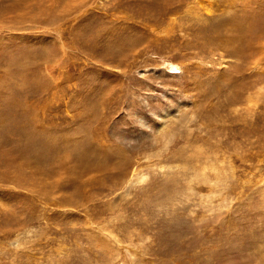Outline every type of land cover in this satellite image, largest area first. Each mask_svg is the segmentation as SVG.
Wrapping results in <instances>:
<instances>
[{"label": "rangeland", "instance_id": "374dc122", "mask_svg": "<svg viewBox=\"0 0 264 264\" xmlns=\"http://www.w3.org/2000/svg\"><path fill=\"white\" fill-rule=\"evenodd\" d=\"M0 264H264V0H0Z\"/></svg>", "mask_w": 264, "mask_h": 264}]
</instances>
